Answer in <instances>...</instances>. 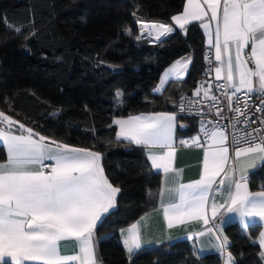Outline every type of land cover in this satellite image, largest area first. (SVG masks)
<instances>
[{
  "label": "trees",
  "instance_id": "obj_1",
  "mask_svg": "<svg viewBox=\"0 0 264 264\" xmlns=\"http://www.w3.org/2000/svg\"><path fill=\"white\" fill-rule=\"evenodd\" d=\"M184 2L0 0V112L38 136L101 153L106 177L120 189L114 209L94 230L103 264H221L217 255L199 254L192 240L146 248L127 259L118 237L156 207L160 175L141 148L116 138L113 119L174 112L170 103L191 93L204 69V38L196 25L150 43L136 38L138 21L170 24ZM187 56L192 62L185 79L156 93L162 72ZM19 124L13 130L22 134ZM4 150L0 146V163ZM255 176L250 189L259 187ZM223 231L233 264H263L254 242L258 227L231 224Z\"/></svg>",
  "mask_w": 264,
  "mask_h": 264
},
{
  "label": "snow or ice",
  "instance_id": "obj_2",
  "mask_svg": "<svg viewBox=\"0 0 264 264\" xmlns=\"http://www.w3.org/2000/svg\"><path fill=\"white\" fill-rule=\"evenodd\" d=\"M171 19L176 27L185 32L191 22H201L200 26L208 35L209 46L215 48L216 80L227 81L216 87L234 89L231 95L227 91L224 93L228 99L227 110L237 114V123L247 122L238 119L239 116H246V112L233 106L232 96L244 89L251 93L254 82H258L264 94V0H186L183 12ZM138 23L141 24V36L145 31L149 36L155 33L154 38L159 42L174 32V28L168 24ZM14 30L21 32L20 28ZM126 32L131 35L130 29ZM141 36L136 38L140 39ZM249 46L250 52H247ZM189 62L176 61L162 77V85H166L173 77L182 79ZM253 63L254 68L249 66ZM254 77L258 80L254 81ZM157 90L162 91L163 88ZM201 92L203 100L212 101L216 116L221 117L224 109L217 106L219 101L211 94L212 85H198L193 95L200 97ZM247 107L245 103V109ZM0 123L6 126L0 128V141L7 149V162L0 163V264H6L5 257L11 259V264H71L74 261L95 264L94 230L104 215L115 207L116 195L120 191L105 175L101 165L102 154L48 141L44 136L36 139L38 133L19 124L4 112H0ZM114 123L119 127L118 139L138 146L169 149L161 154H148L152 167L162 169L165 174L161 199L167 191L179 200L167 206L162 204L168 228L177 223L183 224L186 220H202L206 232L216 236L223 252L228 241L226 237L220 240L223 232L209 220L210 201L213 220L218 214L223 215L220 209L225 208L228 213L238 214L244 227L249 226L252 218L258 217L259 221H264V191L250 192L244 174L245 169L254 166L257 159L264 161V138L259 142L249 139L246 147L232 149L235 155L233 159L227 132L217 122L209 120V124L216 126L212 129L202 126L207 141L202 142L199 137H193L190 141L204 148L200 179L184 184L178 183V173L169 175L175 172L171 163L175 115L161 112L127 120L117 119ZM260 123L264 124V119ZM17 124L22 134H13V126ZM252 131L264 135V129ZM245 136L251 137L252 134L245 132ZM234 140L239 144V139ZM181 143L189 142L181 140ZM242 157L247 159L242 160ZM45 161L53 163L45 164ZM229 161H232L231 169L226 167ZM48 168L50 171H46ZM237 168L242 173L239 178L234 175ZM230 172L233 174L230 175ZM217 185L227 192V198L220 203L211 197L212 193L220 191ZM127 232L124 247L131 257L141 248L142 238L137 224H133ZM204 234L201 232L199 235ZM68 240L78 242L80 254L61 253V242ZM258 242L264 250V232L260 233ZM261 255L264 256V251Z\"/></svg>",
  "mask_w": 264,
  "mask_h": 264
},
{
  "label": "crops",
  "instance_id": "obj_3",
  "mask_svg": "<svg viewBox=\"0 0 264 264\" xmlns=\"http://www.w3.org/2000/svg\"><path fill=\"white\" fill-rule=\"evenodd\" d=\"M185 2H186V0H185ZM185 2H184V4H185ZM205 7H206V5H205ZM182 12H183V10H182ZM147 24H151V23H147ZM200 24H201L200 21H193L189 25H187L186 27H187V29L191 25H196L198 27L197 29L200 30V32L202 33V36L204 38L203 41H204L205 50L211 51L213 61H214V67H215L217 65V61L215 60V48L209 46L208 35L206 34L205 30L200 26ZM168 25H171L174 28L173 33H175V31L181 32V33L185 32L184 30H181L178 27H176L173 24L172 19H171L170 24H168ZM140 29L141 28H139V30H138L139 36H141ZM212 32H213V41H214V37H215V24L214 23L212 25ZM154 37H155V33H153L152 36H149L147 34V32H145L144 35L141 36V38L148 39L150 41V43L159 42V41H156ZM163 39L164 38H162V40ZM246 51L250 52V46H249V48L246 49ZM179 60L190 61L189 65H188V69L186 72H184L182 79H176L173 77L172 79H170L168 81V83L170 81H183V79H185V77L188 73L189 66L191 65V62H192L191 57L187 56V57H184V58L179 59ZM172 65L167 67L162 72V74L160 75L159 80H158V84L154 90L156 93L160 92L157 90L158 88H164L168 84L167 83L166 85H162L161 81H162V77L164 76V74L171 68ZM249 66L252 68L255 67L254 63L250 64ZM226 74L227 73L225 72L224 75L226 76ZM212 75H213V79H216L214 68H213ZM253 79H254V81L258 80V78H255V77ZM220 81H224L225 83H227L226 79L220 80ZM241 91L247 92L246 89L241 90ZM259 91H261V90L259 88L258 82H254L253 91L251 93H255V92H259ZM247 93H249V92H247ZM163 112L175 115L174 112H171V111H163ZM157 113H161V112H157ZM152 114H155V113H138V114L131 115L128 117H124V118L113 119L112 124L116 128V133H115L116 138H117V132L119 131V127H118V125H116L114 123L115 120H117V119L127 120L128 118L134 117V116H148V115H152ZM180 123H186L189 127V130L187 132L180 131V129L178 127V125ZM2 127H6V126L4 124L0 123V128H2ZM13 134L18 135L19 133H16V132L14 133V130H13ZM25 135H26V133H25ZM193 137H199L202 142L207 141V136H201L199 133H197L194 130V126H193V123L191 121H180V120L176 119L175 131L173 134L172 149H171L174 153L171 163H172V167L175 170V172L171 173L169 175L175 176V174L178 173L179 174L177 177L178 183L188 184V183H191V182H194V181L200 179V175H201V171H202V165H203L204 148L192 144L190 141H191V138H193ZM35 138L39 139V136H36ZM118 140L129 143L132 146L141 148L144 152V155H145L144 158H146V161H147L148 165L150 166V168L152 169V171L155 173H158L160 175V182H159L160 187H159V191L157 194L158 197H157L156 207L153 210H150V211L144 213L141 217H139L132 224L128 225L125 228H122L118 233L121 248H123L127 259H130L133 255H135L139 251L146 249V248L157 247L159 245L168 244V243H172V242L179 241V240H192V241H194V243H195L194 245H196V248H197L199 254L209 255V256H210V254H214V255H217L221 258V264H233L232 257H231V262H229L230 253H229L228 248H227L228 244L225 246V248L222 252L220 249V242L217 240L216 236H213V235L206 232V226L202 220H186L183 224L177 223V224H174V226L172 228L167 227V221L165 220V217H164V208H163L162 204L164 206H167L168 204L173 203V202L178 203L179 200H178V197L173 198L167 191L165 192L163 200L161 199L160 191L162 188L165 187V179H166L165 174L163 173L162 169H154L152 167L151 161L148 159V154H149V152H151L153 154H161L162 152L168 151L169 149H161L159 147L149 148V147H145L142 145L138 146V145H135V144L131 143L130 141L124 140L122 138H120ZM181 140L188 141L189 143H187V144L181 143ZM48 141H53V140L48 139ZM0 146H2V148H4L5 149L4 151L6 152V160L4 162H1V163H6L7 162V149L4 146L2 141H0ZM52 147L54 148V145H52ZM230 155L233 157V159H235L234 152L230 153ZM241 159L245 160L247 158L242 157ZM45 163L52 164L53 162L52 161H45ZM226 167L231 169L232 168V161H229V163L226 165ZM231 174H233V173L230 172V175ZM241 174L242 173H241L239 168H237V170L234 172V175L236 178H239V176ZM244 174L247 177V186H248V190L250 192L255 193L258 191H264V189L260 188V185H262L263 181H264V161L257 159L255 161L254 166L247 167L245 169ZM252 175H256L255 177H257L256 179H257L258 186H259L257 189H250V180H251L250 178L252 177ZM168 186L169 187L171 186V182H169ZM216 187H220V186L217 185ZM233 191H234V187H233ZM116 197H117V195H116ZM211 197L217 203H220V202H222L223 199L227 198V192L224 190L223 187H220V191L212 193ZM210 203H211V201L209 202V206H208L209 207L208 217H209V220L212 222V224L218 230L223 232V235L220 237V240H223L225 238L223 230L228 225L238 224L242 228H247V227L242 226L238 214L228 213L225 208L220 209V212L223 213V215L218 214L217 217L215 218V220H213V218L211 216V211H210ZM112 209H114V207ZM112 209H110V211H112ZM245 219H246V221L248 220V218H245ZM133 224L138 225V230H139V232L141 234V238H142V246L139 250H136L134 252V254H132L130 257L127 250L124 247V239L126 238V236L128 234L127 230ZM248 227H258L257 237H256V240L254 242H256V244L259 248L260 254H258V255L260 256V259H261L262 263L264 264V256L261 255V252L264 250H262L260 248V245L258 242V238H259L260 233L264 232V221H259L258 217L252 218L251 223L249 224ZM201 232H205V234L202 236L199 235ZM93 242L95 245V257H94L95 264H103L101 261H99L100 259L98 257L97 251H96L95 236H93ZM225 251L227 252V254H224ZM61 253L64 255H78V254H80L78 242L75 240H68V241L61 242ZM5 262H6V264H11V259L9 257H5ZM29 264H31V262H29ZM71 264H81V262L74 261V262H71Z\"/></svg>",
  "mask_w": 264,
  "mask_h": 264
},
{
  "label": "built area",
  "instance_id": "obj_4",
  "mask_svg": "<svg viewBox=\"0 0 264 264\" xmlns=\"http://www.w3.org/2000/svg\"><path fill=\"white\" fill-rule=\"evenodd\" d=\"M202 54L204 69L195 89L202 83H205L206 86L207 84H211V94L218 99L219 104L217 106L224 109V111L222 112L221 117L218 118L216 116L215 108L213 107V102L210 100H203V92H201L200 97L194 96V89L191 93L182 92L176 97V108L174 109V114L177 117L176 119L180 121H191L193 123L194 130L201 136H205L202 131V126L212 129L216 126V124H209L208 121L211 120L217 122L229 136V144L231 145L230 153L234 152L232 149L235 147H246L249 139H254L255 142H259L260 139L264 138V135L253 132L252 130L257 128L264 129V124L260 123V121L264 119V111L258 110L264 109V94H262L261 91L255 93L241 91L232 96L233 106L244 109L246 112V116H239L238 119L240 121L246 120L247 122L237 123V114L234 111L227 110L228 99L224 94L225 91H227L228 95H231L234 89H217L216 85L226 83L224 81L213 79L212 72L214 68V61L211 51L205 50ZM206 56L208 59H206ZM197 101L201 102L197 103ZM245 103L248 105L247 109H245ZM181 105H183V111H181ZM252 121H255V123H252ZM233 125H235V127H233ZM245 132H250L252 136L246 137ZM234 138L239 139V144L235 143ZM46 171H50V168L46 169ZM224 254H227V252L225 251Z\"/></svg>",
  "mask_w": 264,
  "mask_h": 264
},
{
  "label": "water",
  "instance_id": "obj_5",
  "mask_svg": "<svg viewBox=\"0 0 264 264\" xmlns=\"http://www.w3.org/2000/svg\"><path fill=\"white\" fill-rule=\"evenodd\" d=\"M138 27L141 28V24L140 23H139ZM175 105H176L175 102L170 103L171 109L174 110L176 108ZM178 127H179L180 131H182V132H187L189 130V127H188V125L186 123H180L178 125Z\"/></svg>",
  "mask_w": 264,
  "mask_h": 264
},
{
  "label": "rangeland",
  "instance_id": "obj_6",
  "mask_svg": "<svg viewBox=\"0 0 264 264\" xmlns=\"http://www.w3.org/2000/svg\"><path fill=\"white\" fill-rule=\"evenodd\" d=\"M118 98H119V96H118Z\"/></svg>",
  "mask_w": 264,
  "mask_h": 264
}]
</instances>
